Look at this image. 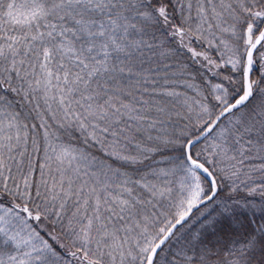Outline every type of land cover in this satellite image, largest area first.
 Returning <instances> with one entry per match:
<instances>
[{
    "label": "snow or ice",
    "instance_id": "6c2138e0",
    "mask_svg": "<svg viewBox=\"0 0 264 264\" xmlns=\"http://www.w3.org/2000/svg\"><path fill=\"white\" fill-rule=\"evenodd\" d=\"M0 264H264V0H0Z\"/></svg>",
    "mask_w": 264,
    "mask_h": 264
}]
</instances>
